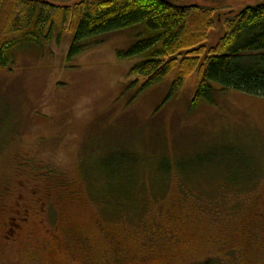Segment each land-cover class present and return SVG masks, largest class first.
<instances>
[{"label":"rangeland","instance_id":"374dc122","mask_svg":"<svg viewBox=\"0 0 264 264\" xmlns=\"http://www.w3.org/2000/svg\"><path fill=\"white\" fill-rule=\"evenodd\" d=\"M166 1L212 11L207 52L227 19L264 4ZM139 32L68 59L66 31L0 69V245L3 224L19 228L0 264H264V98L216 89L192 107L206 52L169 98L180 70L142 89V58L119 57Z\"/></svg>","mask_w":264,"mask_h":264},{"label":"trees","instance_id":"16d2710c","mask_svg":"<svg viewBox=\"0 0 264 264\" xmlns=\"http://www.w3.org/2000/svg\"><path fill=\"white\" fill-rule=\"evenodd\" d=\"M133 27H140L139 39L119 57L142 58L130 70L143 80L142 89L180 70L169 98L206 52L192 107L212 104L216 89L264 98V4L227 19L224 35L207 52L204 43L214 28L210 9L175 6L166 0H79L71 6L47 0H0V69L12 68L17 52L41 50L54 35L58 42L66 31L72 33L68 51L72 59L84 51L85 40ZM161 170L165 174L171 168L167 163ZM190 178L205 181L185 176L187 182ZM128 196L118 200L120 209L131 204Z\"/></svg>","mask_w":264,"mask_h":264},{"label":"flooded vegetation","instance_id":"af4514ba","mask_svg":"<svg viewBox=\"0 0 264 264\" xmlns=\"http://www.w3.org/2000/svg\"><path fill=\"white\" fill-rule=\"evenodd\" d=\"M14 204L16 206V202H14ZM13 212L16 213V207L14 208ZM259 216L261 217L263 216L262 218H264L263 213L259 214ZM256 223L257 222L255 221V223H252V224H255L256 229L259 230L260 228L257 226ZM18 230L19 228H18V224L16 223V220H12L9 223L3 224L2 225V237H1L3 244H1L0 246L4 249L12 248L16 244V233L18 232ZM254 237H256V235ZM18 240H20V238ZM4 249H1V250L4 252L5 251ZM7 264H12V263H7Z\"/></svg>","mask_w":264,"mask_h":264}]
</instances>
